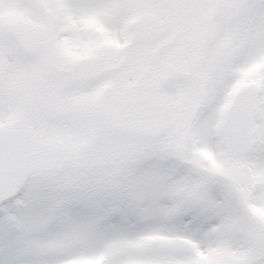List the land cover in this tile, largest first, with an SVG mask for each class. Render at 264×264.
Instances as JSON below:
<instances>
[{
	"label": "snow or ice",
	"instance_id": "snow-or-ice-1",
	"mask_svg": "<svg viewBox=\"0 0 264 264\" xmlns=\"http://www.w3.org/2000/svg\"><path fill=\"white\" fill-rule=\"evenodd\" d=\"M28 8L27 0H13ZM102 0H63L73 21L62 54L77 56ZM160 26L207 65L203 102L177 156L133 197H60L0 164V264H264V0H150ZM117 27L96 44L122 46Z\"/></svg>",
	"mask_w": 264,
	"mask_h": 264
},
{
	"label": "rangeland",
	"instance_id": "rangeland-1",
	"mask_svg": "<svg viewBox=\"0 0 264 264\" xmlns=\"http://www.w3.org/2000/svg\"><path fill=\"white\" fill-rule=\"evenodd\" d=\"M44 8L51 14L52 20L54 21L57 16V9L54 11L49 5L56 4L57 0H40ZM29 3L30 0H27ZM103 3L112 4L114 0H102ZM110 4V5H111ZM141 4V3H140ZM141 5L139 10H141ZM110 8L107 6L103 8L99 13L92 14L87 17L84 24V28L88 26H96L99 32L106 37L108 35L116 37V32L111 29L110 19L108 20L103 16L106 15ZM124 10V9H123ZM132 11V10H130ZM61 14V13H60ZM131 15L125 16L126 19L130 20ZM0 28L3 23L14 22V21H23L26 23H39L35 16L32 14L30 7L21 8L17 7L13 0H0ZM63 25L66 28V31L69 32L73 21L70 20L67 16L63 20ZM1 30V29H0ZM85 37V36H84ZM67 36H61L57 33L56 45L58 47V53H62L59 44L68 39ZM88 43V39L85 37L84 44ZM84 53L88 52L89 47H84ZM73 56H67L66 59H70ZM166 60V58H163ZM59 62L60 59H58ZM260 66V67H259ZM39 61H23V63L17 61L13 57L10 60V69L11 72L8 76L7 89L4 87L0 91V121H15L17 120L18 113H21L20 105L22 102H26L32 95L34 90V80L36 75L39 73ZM264 68L262 65H256L253 67L249 73V78L253 73L259 69ZM46 69L43 66L42 71ZM257 70V73L258 71ZM208 71L207 65L200 69L199 76L204 79ZM246 80V79H245ZM97 81H100L97 79ZM106 82L113 81L107 80ZM58 85V82L50 79L46 82L45 93H49L51 90L55 89ZM15 86V87H14ZM14 87V88H13ZM8 90V92H7ZM39 94V98L37 97ZM92 92L89 88H78L75 91L62 90L58 95V100L65 105L66 101H76L81 106L85 107L86 104L90 101V95ZM165 97L170 109L173 108V105L176 102H179L183 98V109L188 105L191 98V90L183 86L180 88L174 86L173 88L165 92ZM40 91L35 88L34 94L32 97V105L34 107L38 106L41 101ZM55 101H52V104ZM177 108L173 109V113H169V116H173ZM187 111V110H186ZM200 110L197 112L199 114ZM186 115V112L185 114ZM57 117L53 116L47 118L46 115L34 111L28 117V123L31 127L34 137L37 140H33L35 145H47L53 142H60L65 148H72L78 146L80 142L89 140L91 138V149L85 153L83 160L74 161L75 159L68 160L64 163H59L54 168L55 164L52 161L48 163L39 164L42 167L44 172L43 176L35 174L37 171V161H33V167L31 166L32 173L29 177L38 185L48 191L56 193L60 197H77L86 192H95L101 195H112L114 198L121 197H133L135 192L133 187L138 185H143L147 179H150V174L153 172L148 169L146 172L137 170L125 163H122L124 160H132L131 155L125 154L122 157V148L124 147V152L135 150L139 146L129 142L121 140H108L100 134H95L91 132V125L83 119L71 118L68 120L58 121ZM166 138V139H165ZM168 137L162 136L160 139L156 140L151 146H156L160 149H156L160 153V156L166 158L175 153L176 140L171 141L167 140ZM43 144H42V143ZM82 142L80 145H83ZM46 146V145H45ZM131 146V148L129 147ZM121 154V156H120ZM32 163V160H31ZM52 163V164H51ZM76 165H79L76 167ZM71 166V167H70ZM76 167V168H75ZM54 168V170H52ZM75 168V169H74ZM64 169L72 170V174L68 177L70 172L65 171ZM53 171V172H52ZM34 172V173H33ZM52 172V173H51ZM68 177V178H67ZM140 191V190H139ZM138 191V192H139ZM98 259L96 264H101L105 253L103 251H98L96 253Z\"/></svg>",
	"mask_w": 264,
	"mask_h": 264
},
{
	"label": "flooded vegetation",
	"instance_id": "flooded-vegetation-1",
	"mask_svg": "<svg viewBox=\"0 0 264 264\" xmlns=\"http://www.w3.org/2000/svg\"><path fill=\"white\" fill-rule=\"evenodd\" d=\"M140 2H141V5H144V4L149 3L150 0H142ZM136 6L138 7L139 4L138 5L136 4ZM141 8L144 10L139 14L140 16L154 17L158 21L157 16L153 12H151L147 8H144V7H141ZM47 26H48V29L50 31V36H51V47H50L51 53L54 55V45H55L54 43V32H55L54 23H47ZM36 27L43 34L44 24L37 23ZM117 27H118L117 23H112L111 29L116 33H117ZM85 45H86L85 47H89L88 52L84 53L83 51L85 50V48H83L82 53L80 55L73 56V59L69 61L70 62L68 64L69 67H71L73 63L77 61L78 59H87L92 62H95L96 64H98L99 66L103 68H111L117 65L121 57H123L124 61H123L122 66L119 68V70L107 76V77L115 78V80L117 81V82L114 81V84L111 83L112 85H109V86L113 88L118 87L117 89L119 90L123 86L132 82L133 76H134L133 74L136 71H138L141 67H142V70L147 69V74L152 75L150 76L152 78H155L157 76H160V77L163 76V72L159 69V66L164 67L171 71H182V72L189 71L188 69H186V67H183L187 63L188 65H190L192 61V60L190 62L188 61V54L191 49L189 48V46H192V49H191L192 59H193L194 51L196 49L194 44H192L191 42L184 43V44L178 43L177 38L174 35L167 33L162 27L160 29L158 36L152 37L150 38L149 41L142 44V46L145 49H147L150 53L154 54V60L158 64L157 67L153 63L148 64V61L145 59V56L143 55L141 51V48H138V47H133L134 48L133 50H135L138 53L132 56V59L130 60L129 58H131L130 54L132 51L126 54L125 56L121 52L122 49L121 48L119 49L118 47L114 45H111V46L107 44H103L99 46L96 45L94 48L89 43ZM3 52H4V57L7 58L8 55L6 53V50H4ZM42 53H44V50L41 47L34 56H45V53L44 55ZM164 57L166 58V60L163 59ZM140 63H142V65L140 67H136ZM204 63H205L204 60H202V62H200L199 64H196V66H193V70L190 71L191 74L196 76L199 80L200 78L196 75V70L200 69L204 65ZM55 67L61 71L65 70L61 68L60 66H58L56 63H55ZM7 71H8L7 66H5L4 73H3L4 74L3 79H2V82L0 83V89L3 87H6L7 89L8 81H5ZM97 75L100 78H103V77L107 78L106 75H103L96 68L90 65H87V64L86 65L80 64V65L75 66L73 70H71L68 78L71 80H76V81H84L87 79H91V77L95 78L97 77ZM44 77H45V74H44ZM63 79L64 78L60 80H63ZM175 83H179V81L175 79H169L163 85L161 90L165 91L167 88L169 90L175 86Z\"/></svg>",
	"mask_w": 264,
	"mask_h": 264
},
{
	"label": "water",
	"instance_id": "water-1",
	"mask_svg": "<svg viewBox=\"0 0 264 264\" xmlns=\"http://www.w3.org/2000/svg\"><path fill=\"white\" fill-rule=\"evenodd\" d=\"M14 28L8 27L7 29L12 34ZM12 36L15 44L21 46L22 44L18 42V39L22 41L21 37L17 39L16 35L12 34ZM101 100L112 101V104L108 108V114L106 116L100 115L96 118L97 121L103 124L104 131L107 134L150 140L163 129L161 122L162 102L158 94L151 87V84L146 80H141L138 85L127 88L122 96L119 97L115 96V94L105 92L100 97L99 101ZM17 139L18 135L15 132H9L7 134L6 131H0V152L14 151L19 158L21 157L18 161L14 162L15 169L24 165L23 158H26V156L22 157L21 155V152L24 151L22 145L25 144ZM182 139L183 136L178 148L179 153ZM20 170L24 172V168Z\"/></svg>",
	"mask_w": 264,
	"mask_h": 264
}]
</instances>
